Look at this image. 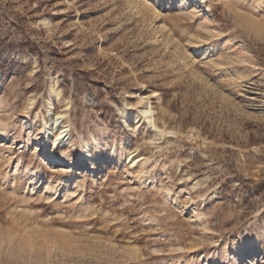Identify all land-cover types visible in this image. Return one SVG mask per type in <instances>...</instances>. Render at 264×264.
Returning <instances> with one entry per match:
<instances>
[{
  "label": "rangeland",
  "instance_id": "obj_1",
  "mask_svg": "<svg viewBox=\"0 0 264 264\" xmlns=\"http://www.w3.org/2000/svg\"><path fill=\"white\" fill-rule=\"evenodd\" d=\"M0 264H264V0H0Z\"/></svg>",
  "mask_w": 264,
  "mask_h": 264
},
{
  "label": "bare ground",
  "instance_id": "obj_2",
  "mask_svg": "<svg viewBox=\"0 0 264 264\" xmlns=\"http://www.w3.org/2000/svg\"><path fill=\"white\" fill-rule=\"evenodd\" d=\"M54 95H55V93L50 95L49 97L51 98ZM48 104H49V108H48L49 113H48V116H47L48 117L47 120H49V124L46 125V127H47L46 130H47V133H48L47 136H50V137L54 136L52 141L55 142V143L59 142V143H61L63 145H69L70 146L71 145L70 139H69L70 132H69V129H68V125L64 124L63 120H62L64 115L60 114V113H58V114L55 113L54 105H53L51 100L48 101ZM153 114H154V112H153V109L150 106V104L144 101V102L141 103V108L136 113V117H140V119H143L146 123H148V124L150 123V125H152L151 121L154 122ZM80 147H81L80 149H85V152H84V155H86L85 159L86 160H88V159L93 160L92 157L94 155H96L97 152L94 151L92 153L90 151L89 143L87 141H83L82 144L80 145ZM129 161H130L131 165L135 164L134 160L130 159Z\"/></svg>",
  "mask_w": 264,
  "mask_h": 264
}]
</instances>
